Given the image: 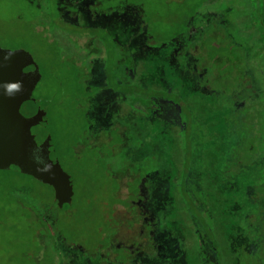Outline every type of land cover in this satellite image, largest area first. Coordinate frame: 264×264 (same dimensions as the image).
I'll use <instances>...</instances> for the list:
<instances>
[{
	"label": "rangeland",
	"instance_id": "1",
	"mask_svg": "<svg viewBox=\"0 0 264 264\" xmlns=\"http://www.w3.org/2000/svg\"><path fill=\"white\" fill-rule=\"evenodd\" d=\"M227 2L232 3L234 9L223 22L225 28L216 31L213 38L226 40L228 58L216 57L213 60L202 56L207 52L201 48L203 42L208 47L209 44L215 46L214 41L207 40L205 27L195 30L190 36L188 51L183 42L144 51L140 76L148 84L157 81V84L170 89L192 93L194 108L205 124L204 138L199 142L203 163L195 167L192 181L199 188H207L213 206L224 204L225 213L217 218V224L225 264H237L242 245L259 260V264H264L260 256V237L249 230L245 221L255 194V186L247 180L255 178L259 172L253 171L247 176L245 171L242 181L237 183L225 182L223 176L234 148L243 145L242 134L246 131L247 121L264 109V0ZM20 4V0H0V45L26 48L40 65L43 76L34 95L47 109L49 122L35 126L34 130L52 134V157L71 174L77 193H85L90 182L106 186L107 178H116L123 185L127 177H134L129 166L118 167L120 162L124 163L120 153L140 161L145 156L158 155L162 164L157 179H152L149 185H142L144 198L139 201L141 215L137 217L141 222L131 227L132 212H115L112 240L118 246L129 244L136 249L139 244H147V237L142 235L150 227L160 242V256L157 260L144 258L139 264H189L187 253L194 250L193 242H187L185 229L189 230V225L193 226L194 222L189 219L181 223L178 218L175 207L180 205L175 199L171 179L180 167L178 141L176 139L174 143L168 137L170 134L175 137L176 130L168 127L165 121L153 127L149 120L134 115L117 93L105 87L101 65H97L88 81V101L78 104L76 109L69 92L71 74L66 70L73 58H64L60 67L54 65L43 44L29 37L28 31L16 21ZM115 15V18L106 20L107 24L118 35L127 36L128 26L119 23V15ZM216 20L221 22V19ZM229 32H232L231 38H228ZM67 51L75 53V48L67 44ZM240 57L248 59L243 72L248 75L242 83H234L232 77L227 79L223 76L221 64ZM35 106V103L26 102L22 110L30 112ZM253 123V137L260 142L264 137V121L253 120ZM105 131L109 135L104 138ZM135 139L140 143L136 144ZM75 142L78 143L73 147ZM90 144L100 152L96 153ZM246 168L247 165L244 166ZM258 184L264 187V181L260 179ZM19 187L23 188L20 177L7 171L0 172V264H18L23 248L31 243L25 220L27 213L24 215L21 209V193L16 190ZM27 216L31 221L33 217Z\"/></svg>",
	"mask_w": 264,
	"mask_h": 264
},
{
	"label": "trees",
	"instance_id": "2",
	"mask_svg": "<svg viewBox=\"0 0 264 264\" xmlns=\"http://www.w3.org/2000/svg\"><path fill=\"white\" fill-rule=\"evenodd\" d=\"M20 2L16 21L28 31L29 37L43 44L45 53L54 60V65L60 67L64 58H73L66 70L71 74L69 92L76 109L78 104L88 101V81L93 77L97 65H101L105 87L117 93L134 115L149 120L153 127L165 121L168 127L176 130L175 137L167 135L174 143L177 139L181 151L180 167L171 179L175 199L179 200L181 207H175L178 218L181 223L189 219L194 222L193 226L189 225V230L185 229L187 242L194 243V252L187 253L189 264H225L217 224V218L225 213L224 204L213 206L207 188H199L192 181L195 167L203 163L199 142L203 141L205 134V124L194 108L192 93L170 89L157 84V81L148 84L140 76V70L144 51L181 42L186 43L185 50L188 51L191 47L188 46L190 36L195 30L205 27L207 40L214 41L215 46L209 44L208 47L203 42L201 48L207 52L202 56L213 60L228 57L226 40H214L213 35L225 28L223 22H226L227 14L233 11V4L227 0ZM115 14L119 15V23L128 26L127 36L118 35L107 24L106 20L115 18ZM231 33H227L228 38H231ZM67 44L75 48V53L67 51ZM240 59L241 64L246 62L245 57ZM226 63L221 64L223 76L227 79L232 77L234 83H242L244 77L235 71L240 62ZM213 75H216L215 71ZM259 119L264 121V109L252 115L243 127L246 130L242 134L243 145L234 148L223 176L225 182L237 183L242 181L245 171L248 172L245 174L247 176L252 175L253 171L259 172L255 178L247 180L255 186V194L245 221L249 230L259 235L260 256L264 259V199L258 203L259 199L264 198V187L258 184V179L264 181V137L259 142L252 134L255 130L253 120L259 122ZM108 135L105 131L102 136L105 138ZM134 142L139 144L140 140L135 139ZM90 147L96 153L100 152L96 146L90 144ZM120 155L124 163L120 162L118 167L129 166L134 177H127L123 185L116 178H107L106 186L90 182L88 190L85 193L76 192L73 203L64 208H59L52 186L27 174L0 170L20 177L23 182V188L16 190L21 193V209L24 215L27 213L25 220L28 222L27 232L31 243L23 248L18 264H139L144 258H159L160 242L151 233L150 227L142 235L147 237V244H139L136 249L129 244L118 246L112 240L115 212H132L134 217L129 221L131 227L141 222L137 217L141 215L139 201L144 198L142 185H149L152 179H157L162 164L158 155L145 156L141 161L129 158L124 153ZM245 165L248 166L247 170L244 169ZM81 183L84 184L82 180ZM27 215L33 217L31 221H28ZM248 252L244 245L240 247L237 264H259V260Z\"/></svg>",
	"mask_w": 264,
	"mask_h": 264
},
{
	"label": "water",
	"instance_id": "3",
	"mask_svg": "<svg viewBox=\"0 0 264 264\" xmlns=\"http://www.w3.org/2000/svg\"><path fill=\"white\" fill-rule=\"evenodd\" d=\"M30 66L34 68L26 70ZM41 79L40 65L31 51L0 45V170L27 174L52 186L59 208H64L74 201L72 176L52 157V134L43 131L40 142L34 130L49 121L48 112L40 108L27 115L22 110L26 102L39 101L34 92Z\"/></svg>",
	"mask_w": 264,
	"mask_h": 264
},
{
	"label": "flooded vegetation",
	"instance_id": "4",
	"mask_svg": "<svg viewBox=\"0 0 264 264\" xmlns=\"http://www.w3.org/2000/svg\"><path fill=\"white\" fill-rule=\"evenodd\" d=\"M228 58V57H227ZM246 60V62H244L243 64H241L242 63V60L239 58L238 59V63L240 62V66H238V69H237V71H238V75H241V77H244V81L247 79V73L245 72V73H243L244 71H245V69H246V67L248 66V63L249 62H247V60L248 59H245ZM229 63H231L230 61H229ZM229 63H226L227 65H230ZM34 67L33 66H30V67H28V68H26V70H30V69H33ZM42 76H43V74H42ZM28 102H32V101H28ZM36 104V106H35V108H33L32 109V111H30V112H26V114L27 115H33V114H35V113H37L38 111H39V109L41 108V109H45L42 105H41V103H40V99H39V101L37 102V103H35ZM45 110H47V109H45ZM25 113V112H24ZM49 122V121H48ZM47 122V123H48ZM47 123H41L40 125H44V124H47ZM40 125H38V126H40ZM36 135H37V138H38V140L41 142V140H40V138H41V136L42 135H44V132H43V130L42 131H39V130H37L36 132ZM47 135V134H46ZM46 137V136H45ZM10 171V170H9Z\"/></svg>",
	"mask_w": 264,
	"mask_h": 264
}]
</instances>
